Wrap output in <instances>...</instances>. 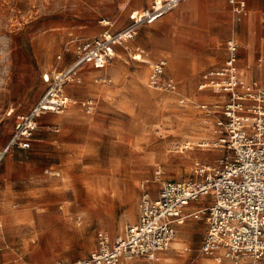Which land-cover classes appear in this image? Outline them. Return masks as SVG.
Here are the masks:
<instances>
[{
    "label": "rangeland",
    "instance_id": "1",
    "mask_svg": "<svg viewBox=\"0 0 264 264\" xmlns=\"http://www.w3.org/2000/svg\"><path fill=\"white\" fill-rule=\"evenodd\" d=\"M142 1L135 0L137 3ZM143 4H146V2L143 1ZM117 13V0H0V148L10 140L13 133L15 116L8 115V112L12 108L16 109L17 112H27L43 95L46 85L40 79V71L43 68L55 65L56 55L60 51L67 32L76 31L80 36L100 34L106 28L104 23L101 24L102 19L107 16L115 18ZM130 24L131 21L126 24L118 22L112 32L116 33ZM202 25L204 27L200 26L201 30L207 27V25ZM166 27L167 23L165 21L151 26L147 24L139 25L136 39L133 42L124 44V49H119V52L123 55L121 59L115 58L107 70L89 77L90 80L84 74L87 68L81 71V75L84 76L83 81L96 87V93L94 92L87 98L93 99L96 103V110L92 115L98 116L97 114L100 113L98 110L99 97L109 99L112 110L100 117L106 126L118 128L125 135L121 133L119 137H116L110 131L109 134L101 137L100 135L99 137L96 136L100 138V141L94 146L96 152L93 161L90 157H86L77 162L63 163L61 168L57 167V172L62 173L61 177H57V181L46 182V180H43L48 177L45 170L48 168V161L51 160L49 156L40 158L42 161L41 166L44 167L42 174L45 177L27 178L22 177L20 173H15L12 179H8L7 185L11 191L12 200L19 202L21 207L18 211H13L14 217L10 221L11 227L21 231L29 223L28 217L23 213L26 212L24 207H27V205L23 203L21 196V191L29 184L42 187V191L47 188H57V212L63 211L69 214L68 222L57 220V231L70 232V222L74 223L75 220H84L86 216H91V222H89L87 228L82 226V231H80L77 239L87 237L89 233H93L95 237L98 231L107 232L110 230L113 232L112 235L118 234L125 224L134 221L135 217H138L141 182L148 183L153 194L156 195L165 180L189 181L202 179V176L196 173V169L203 168L202 166L206 164L213 168L221 165L224 154L219 148H214L213 145L207 148L195 145L197 151L191 159L184 158L179 154L180 146L187 140H198L199 144L212 142L213 126L211 119L205 116V112L198 107L200 103H204L201 100L206 99L208 93L204 95L199 93L197 85L195 87L193 85V92L184 94L180 89L182 81L177 78L176 81L179 86L177 92L153 90L148 87L147 82L141 83L133 78V72L139 66H148L149 70L150 61L153 63L158 59L150 50L149 37L163 36L162 33ZM249 36V33L244 35L243 38L239 36L242 44L239 55L240 66L241 69H245L243 71L247 79L250 78V73L246 63L250 66L251 62L249 60L246 62V59L254 50L252 36L250 38ZM221 37V39H215L209 47H202L194 40H190V49L195 54L219 53L225 57L227 41L231 36L222 34ZM257 37L258 42L256 43L255 52L259 62L255 68L263 69L264 67L259 66V63H264V59L260 58L261 34H258ZM43 40H46L44 46ZM249 42L250 48H246L245 45ZM47 45L53 46L50 48ZM126 45H128V48H125ZM143 48L146 52L144 57L149 61L138 63L132 60L130 53L140 52ZM170 51L174 53L172 49ZM219 54L217 55L220 56ZM176 57L177 55L172 56L173 62ZM126 60H129V63ZM70 61L64 63V66L69 65ZM173 62H170V68ZM190 62L192 66L197 61ZM90 68L95 69L92 65ZM260 73L261 70L258 74ZM178 75H182V69L178 72ZM102 78L109 79V81L103 82ZM254 78L258 80V77ZM85 82L78 85H85ZM188 83V81H184L185 91L189 89ZM196 92L199 94H196ZM180 96L188 97L192 104L188 106L179 104L178 99ZM72 98L76 100L75 97ZM124 99L129 100L132 105L131 110L125 113L118 109L119 103ZM82 101V99L77 100L78 103L72 104L70 108L76 113L88 115L80 104ZM43 129H45L43 126L39 127L34 138L40 137L39 131ZM200 130L205 133L204 136L196 137L193 135L195 131L200 132ZM201 149L207 150L202 151ZM33 151L34 146L26 153L28 156H33ZM159 152L167 158L173 157V163L169 160L162 162L161 158L157 156ZM10 154L4 159V164L9 161ZM195 159L200 160V165H197L196 169L195 162H193V160L196 161ZM30 161V170H32V160ZM90 164L104 166L110 168L111 171H106L103 177L93 176L92 173L95 174V171L86 172ZM159 167H162L165 172L161 178L157 175ZM112 169H117V171H112ZM129 174L137 175L138 178L130 179ZM105 190L110 192L108 198H110L111 204L108 207H104L102 192ZM43 195L48 200L53 198V195L45 193ZM208 199L209 197H203L202 201L191 203L190 208L201 206ZM69 205L75 208L70 211L74 212L73 214L67 209ZM29 213L31 214L30 211ZM206 228L207 224L204 219L189 218L186 224L179 228L176 239L165 251L166 254L168 253L167 262L160 260V262H154L146 257L142 258L150 263L206 264L207 262L208 264L210 256L201 252ZM60 233H57V236ZM77 248L76 244L72 248V254L73 250ZM89 251L83 252L82 255L85 256ZM74 253V257L65 260L66 263L75 264L77 262L81 255L78 254V251ZM129 264H132V262Z\"/></svg>",
    "mask_w": 264,
    "mask_h": 264
},
{
    "label": "built area",
    "instance_id": "2",
    "mask_svg": "<svg viewBox=\"0 0 264 264\" xmlns=\"http://www.w3.org/2000/svg\"><path fill=\"white\" fill-rule=\"evenodd\" d=\"M183 1L186 0H153L151 7L133 10L131 24L116 33L107 29L90 37L70 38L57 58L62 61L72 50L71 63L42 74L46 90L28 112L18 115L10 140L0 151V162L14 147H31L44 114L63 113L76 104L66 86L82 82L81 71L87 65L105 69L117 55L118 46L124 47L136 39L139 25L154 23ZM229 2L235 20L240 22L247 14L246 1ZM239 50L238 41L228 40L224 64L207 70L198 85L199 91L219 97L215 102L198 105L213 126L212 144L204 142L199 146L219 148L224 154L221 165L198 168L196 173L202 179L165 180L156 195L148 183L141 182L138 219L125 224L114 238L106 231H98L97 247L78 264H129L138 257L155 261L169 249L179 228L191 217L204 219L207 224L203 254L219 264H264V82L248 80L240 73ZM144 53L142 50L130 56L140 63ZM168 64L166 57L153 62L149 88L179 91L177 81L166 73ZM178 102L184 106L192 104L183 96ZM80 104L87 114L95 113L93 99ZM203 197L209 199L189 209L191 203L200 202Z\"/></svg>",
    "mask_w": 264,
    "mask_h": 264
},
{
    "label": "crops",
    "instance_id": "3",
    "mask_svg": "<svg viewBox=\"0 0 264 264\" xmlns=\"http://www.w3.org/2000/svg\"><path fill=\"white\" fill-rule=\"evenodd\" d=\"M117 1L118 13L115 18L112 16H107L101 21L102 25L103 20L110 22V24L104 25L106 26L105 30L109 29L112 31L118 22L120 24H126L128 21H131L130 13L133 10H143L145 8L151 7L153 3V0H143L146 2V4H143V1L137 3L135 0ZM245 1L247 4V14L240 22L235 20L232 5L230 4L229 0H186L181 2L175 9L171 10L154 23L147 24L151 26L163 21L167 23V27L162 33L163 36L150 37V50L155 54L156 59L161 57H166L168 59L169 64L166 73L175 80L177 78L182 81V85L180 87L182 93L187 94L193 92L192 88H190L189 91H185L184 81H188L189 86L194 85L195 87L197 85L198 88L202 75L211 68L222 66L228 54L227 47L225 57L219 53L217 54L220 56L217 54H195L190 49V40H194L202 47H209L213 44L215 39H221L222 34L230 35L231 37L229 40L235 39L238 41L240 44V49L242 44L239 36L243 38L244 35L248 33L250 36H252L254 50L250 55H248L246 62H248V60L251 62L250 66L253 72L248 80L258 77V81L264 82V70H261V73L258 74L260 69L255 68L259 62L255 52L256 43L258 42V34H261L260 58L264 59V0ZM202 24L207 25V27L203 30L200 29V26H203ZM241 30H243V32H241ZM72 37L82 38L90 36H80L76 31L72 30L67 32L64 40L62 41L60 51L56 55L55 65L43 68L40 71V79L43 84L46 85V87L47 84L43 81L42 74L46 71L52 70L56 66H60L61 68L66 67L68 65L64 66V63H67L68 60L72 61L74 57L72 50L65 54V57L62 61H59L57 58V56L62 53L65 43ZM134 40L130 42H133ZM167 44L171 46L174 54L180 57L179 64H181L182 68L181 76L178 75L176 69L170 68V62H173V59L170 46ZM47 46L52 48L53 45ZM127 46L128 45H126L125 48H127ZM245 47L250 48V42L245 45ZM120 48L124 49L123 46L117 47V55L115 56L116 59H121L123 57V55L119 52ZM193 60L197 61L196 67L191 66L190 61ZM126 62L129 63V60H126ZM151 62L152 61H150L149 74L151 71ZM111 63L105 69H92L90 68L91 65H87L88 67H85L87 70H85L84 74H86V77L88 80H90L89 77L98 75L103 70H107ZM238 64L241 69L240 59L238 60ZM243 69H241V73L245 77ZM82 78L84 80V76H82ZM83 80L80 83L68 84V89L66 87V92L70 96L75 97L76 100L87 99L96 91L95 85L86 83ZM84 82L85 85H78L83 84ZM206 93H208L210 97L202 99L201 101L211 103L219 100V97L213 95L211 92ZM196 94L199 93L196 92ZM101 97H99L98 100V110L100 112L97 114L98 116H93L92 114L83 115L76 113L75 111L71 110L70 107H68L63 113L49 112L44 114L39 120V127L43 126L45 129L39 131V135L41 136L34 138L31 143V147L29 148L31 149L34 146L33 156L27 155L26 151L29 149L14 147L8 151V153H6L0 162L1 167L4 165V167H0V264H68L65 262V260L74 257V252L78 251V254L81 255L79 256V259H81L87 257L97 247V234L94 237L93 233H89V236L77 239L80 231H82V226L87 228L89 222H91V216H86L84 220H75L74 223L70 222V232L60 233L61 231H57V220H65L68 222L69 219V214L63 211L57 212V188H47L42 191V187L28 184L27 187L21 191V196L23 203L27 205V207H24L26 212L23 213H25V216L28 217L27 220L29 223L26 225V227L22 228L21 231L11 227L10 221L14 217L13 211H18L21 206L19 202L12 200V194L8 188L7 181L8 179H12L15 173H20L22 177L27 178L36 176L45 177L42 174L44 167L41 166L42 161L40 160V158L44 156L51 157V160L48 161V168L45 170V174H47L48 177L43 179L46 180V182L51 180L57 181V173L59 175L62 174L61 172H57V167L61 168L63 163L77 162L79 160H83L86 157H90L93 161L94 154L96 152L94 146H96V144H98L100 141V138H98L99 135L101 137L105 134H109L111 131L114 136L119 137L122 133L118 128L106 126L101 119L100 116L112 110L111 101L105 97ZM131 106V102L124 99V101L122 100L119 103L118 109L125 113L131 110ZM10 110H13L11 116H15L13 126L14 131L18 115L26 112H17L16 109L13 108ZM55 127H58L59 131H56ZM122 135L125 134L122 133ZM8 142L2 148H0V151L4 149ZM9 153H11L8 157L9 161L4 164L3 161ZM30 160H32V170H30ZM93 171H95V174L92 173L93 176L103 177L105 176L104 173L106 171L108 172L111 170L110 168H105L104 166L90 164L86 169V172L91 173ZM112 171H117V169H112ZM128 176H130V179L138 178L137 175L134 174H129ZM105 191L102 192L105 203L104 207H108L111 204V201H109L110 198H108L110 195H104ZM44 193L53 195V198L48 200L45 198L46 196L43 195ZM35 197H37V199H35ZM197 207L198 206H193L192 208ZM67 209L70 212L75 208L74 206L69 205ZM70 213L73 214L74 212ZM137 219L138 217H135V220L132 222H135ZM56 232L60 233L61 235L57 236ZM107 233L111 236V238H114L119 234L112 235L113 232L110 230L107 231ZM76 244L78 248L73 250L72 254V248H74ZM85 251L89 252L83 256L82 254L83 252L86 253ZM163 255L164 258H162V260L157 259L154 262L159 260L167 262V254L163 252ZM131 262L132 264H164L150 263L142 257H138ZM75 264L78 263L76 262Z\"/></svg>",
    "mask_w": 264,
    "mask_h": 264
},
{
    "label": "bare ground",
    "instance_id": "4",
    "mask_svg": "<svg viewBox=\"0 0 264 264\" xmlns=\"http://www.w3.org/2000/svg\"><path fill=\"white\" fill-rule=\"evenodd\" d=\"M103 23L105 24V25H108V24H110V22L109 21H103ZM175 27V26H174ZM148 32H150V31H148ZM147 32V33H148ZM236 32V31H235ZM145 33V32H144ZM150 34V33H149ZM142 35V34H141ZM145 35H146V33H145ZM153 35H155V34H153ZM151 36V35H150ZM150 38V37H149ZM147 39V38H146ZM52 42V41H51ZM45 43H46V40H43V46L45 45ZM167 45H169V44H167ZM170 46V45H169ZM141 47V46H140ZM170 48H171V46H170ZM143 49H145V48H143ZM170 52V51H169ZM132 54V53H131ZM145 56V54L143 55V59H142V62H146V61H149L146 57H144ZM172 56H174V53H172ZM179 60H180V57H176V59H175V61L172 63V65H171V68L172 69H176V71H177V73L178 72H180L181 71V64H179ZM152 63V62H151ZM145 64V63H144ZM141 65H143V64H141ZM196 65H197V62H194L193 64H192V67H196ZM246 65H247V68L249 69V73H250V75H252V72H253V70H251V66H249V64H247L246 63ZM259 66H262V67H264V63L263 62H261V63H259ZM121 68V67H120ZM264 69V68H263ZM263 69H260V70H263ZM193 70V69H192ZM122 71V70H121ZM197 73V72H196ZM240 73H241V69H240ZM122 74V73H121ZM120 74V75H121ZM134 75H133V78L135 79V80H137L138 82H141V83H144V82H147V77H148V75H149V70H148V67H145V66H139V68H138V70H136L134 73H133ZM242 74V73H241ZM124 77V76H123ZM121 78V77H120ZM103 82H107V81H109V79H106V78H102L101 79ZM120 80V79H119ZM101 85V84H100ZM68 86L69 85H67L66 87H67V89H68ZM89 86V85H88ZM98 87V86H97ZM112 87V86H111ZM107 88V87H106ZM190 88H193V86H189V89ZM146 89V88H145ZM189 89H188V91H189ZM102 91V90H101ZM96 93V92H95ZM199 93H203V95L204 94H206V92H201V91H199ZM100 94V93H99ZM188 94V93H187ZM146 96V95H145ZM201 96V95H200ZM208 98L210 97L208 94L206 95ZM190 97V96H189ZM102 98V97H101ZM105 99V98H104ZM162 99H164V98H162ZM74 100V103H78L77 102V100H75V99H73ZM160 100H161V98H160ZM124 101V100H123ZM126 102V101H125ZM124 102V103H125ZM127 103V102H126ZM65 119V118H64ZM74 119V118H73ZM81 120V119H80ZM92 124V123H91ZM205 124V123H204ZM208 124V123H207ZM100 127V126H99ZM203 129V128H202ZM205 130H206V128H205ZM207 131H210V130H207ZM207 131H205V132H207ZM193 135L194 136H196V137H200V136H204L205 135V133H203V132H201V130H200V132H198V131H195L194 133H193ZM186 138V137H185ZM183 141H185V140H183ZM201 144V143H200ZM195 145L196 146H198L199 145V141L198 140H187V141H185L181 146H180V152H179V154L181 155V156H183L184 158L186 157V158H193V154H195V152L197 151V148L195 147ZM202 151H206L207 149H201ZM200 154V153H199ZM157 156L158 157H160L161 158V160H162V162L163 161H166V160H169L171 163H173V157H169V158H167L164 154H162V153H158L157 154ZM198 158H199V156H198ZM196 161H194L193 160V162H195L194 164H195V169H196V166L197 165H200V160L199 159H195ZM182 162V161H181ZM185 162V161H184ZM176 164V163H175ZM203 168H206V169H212L213 167L212 166H210V165H203L202 166ZM196 171H197V169H196ZM165 172H164V169L162 168V167H159V169H158V171H157V175L159 176V178H161V176H162V174H164ZM61 175V174H60ZM58 173H57V177H61ZM54 177H56V176H54ZM60 181V180H59ZM59 183V182H58ZM57 183V184H58ZM59 187H60V185H59ZM97 190V189H96ZM97 194V193H96ZM104 195H110V193H109V191H105V194ZM106 200V199H105ZM99 201V200H98ZM190 206H192V205H190ZM189 209H190V207H189ZM190 216V215H189ZM192 218V217H191ZM79 228V227H78ZM183 229L185 228V227H182ZM59 229V228H58ZM61 229V228H60ZM75 229V228H74ZM186 230V229H185ZM76 231V230H75ZM189 231H191V230H189ZM181 232V231H180ZM57 233V232H56ZM62 233V232H61ZM179 234V233H178ZM181 234H183L182 232H181ZM189 234V233H188ZM60 235V234H59ZM176 236H177V234H176ZM46 237V236H45ZM175 239H176V237H175ZM174 239V240H175ZM47 240V239H46ZM180 240V239H179ZM182 240H183V238H182ZM177 241V240H176ZM175 242V241H174ZM170 252V251H169ZM175 252V251H174ZM178 252V251H177ZM165 253V252H164ZM168 254V253H167ZM177 254V253H176ZM161 255V254H160ZM159 255V256H160ZM162 256V257H161ZM160 257H159V259L160 260H162V258H164V255H161ZM166 257V256H165ZM208 259H210V262H208V264H219L215 259H213L212 257H209ZM205 260V259H204ZM206 264H207V262H206Z\"/></svg>",
    "mask_w": 264,
    "mask_h": 264
}]
</instances>
